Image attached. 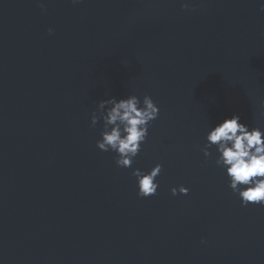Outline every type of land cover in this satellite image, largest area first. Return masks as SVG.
Masks as SVG:
<instances>
[{"label": "water", "instance_id": "water-1", "mask_svg": "<svg viewBox=\"0 0 264 264\" xmlns=\"http://www.w3.org/2000/svg\"><path fill=\"white\" fill-rule=\"evenodd\" d=\"M132 94L160 115L121 168L91 117ZM234 114L264 129L260 0H0V264H264V206L201 150Z\"/></svg>", "mask_w": 264, "mask_h": 264}, {"label": "clouds", "instance_id": "clouds-1", "mask_svg": "<svg viewBox=\"0 0 264 264\" xmlns=\"http://www.w3.org/2000/svg\"><path fill=\"white\" fill-rule=\"evenodd\" d=\"M72 2L76 4L82 0ZM183 7L188 9L189 4L184 3ZM260 10L264 11V0H260ZM48 31L52 33L54 29ZM159 115L160 107L150 95H144L143 99L132 94L125 98L111 96L101 100L91 117L92 126L103 120L97 147L104 152L116 153L118 167L132 168L147 141L151 123ZM206 141L201 150L205 157L213 156L215 151V165L227 176L228 186L238 195L242 206H264V129L251 127L241 122L239 114H234L210 127ZM163 167L157 163L150 170L133 169L140 197L157 194L160 187L157 178ZM171 192L174 196L187 195L190 189L180 185L172 187Z\"/></svg>", "mask_w": 264, "mask_h": 264}]
</instances>
